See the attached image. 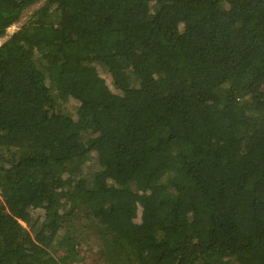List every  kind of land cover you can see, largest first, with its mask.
Masks as SVG:
<instances>
[{"label": "trees", "instance_id": "16d2710c", "mask_svg": "<svg viewBox=\"0 0 264 264\" xmlns=\"http://www.w3.org/2000/svg\"><path fill=\"white\" fill-rule=\"evenodd\" d=\"M40 3L0 45V264H264V0H0V39Z\"/></svg>", "mask_w": 264, "mask_h": 264}, {"label": "rangeland", "instance_id": "374dc122", "mask_svg": "<svg viewBox=\"0 0 264 264\" xmlns=\"http://www.w3.org/2000/svg\"><path fill=\"white\" fill-rule=\"evenodd\" d=\"M42 6H43V3H40V4L32 7L31 9H29L23 15V17L20 20V22L18 24L14 25L13 27H11L8 30L7 35L4 38L0 39V45H2L10 36L13 35V33L18 31L24 24H26L31 19V16L35 13V11L38 10ZM111 88H113L112 85H111ZM75 105H76L75 102H73L72 100H69V102L65 104V107L68 108V110L70 111L71 115H73L75 113V111H76V109H75L76 106Z\"/></svg>", "mask_w": 264, "mask_h": 264}]
</instances>
